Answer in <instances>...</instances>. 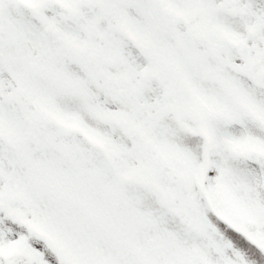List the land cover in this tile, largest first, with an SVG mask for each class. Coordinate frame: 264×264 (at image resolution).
Instances as JSON below:
<instances>
[{
  "label": "snow or ice",
  "instance_id": "6c2138e0",
  "mask_svg": "<svg viewBox=\"0 0 264 264\" xmlns=\"http://www.w3.org/2000/svg\"><path fill=\"white\" fill-rule=\"evenodd\" d=\"M0 264H264V0H0Z\"/></svg>",
  "mask_w": 264,
  "mask_h": 264
}]
</instances>
